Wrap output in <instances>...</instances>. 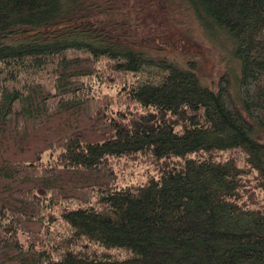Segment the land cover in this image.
<instances>
[{
	"label": "trees",
	"instance_id": "obj_1",
	"mask_svg": "<svg viewBox=\"0 0 264 264\" xmlns=\"http://www.w3.org/2000/svg\"><path fill=\"white\" fill-rule=\"evenodd\" d=\"M0 264H264V0H0Z\"/></svg>",
	"mask_w": 264,
	"mask_h": 264
},
{
	"label": "rangeland",
	"instance_id": "obj_2",
	"mask_svg": "<svg viewBox=\"0 0 264 264\" xmlns=\"http://www.w3.org/2000/svg\"><path fill=\"white\" fill-rule=\"evenodd\" d=\"M156 12V10H155ZM149 15L152 18L151 25L141 27V29L125 28L136 36L138 43L147 48L158 49L162 54L170 58L184 61L194 58L198 61V73L203 80L219 77L221 74L233 72L239 64V60L234 56L227 46L207 45L197 33L189 31L186 25L184 30L175 22L169 19L164 12ZM147 13V11H146ZM143 19V17H142ZM139 21V20H138ZM187 31L185 33L184 31ZM136 171H140L136 169Z\"/></svg>",
	"mask_w": 264,
	"mask_h": 264
}]
</instances>
